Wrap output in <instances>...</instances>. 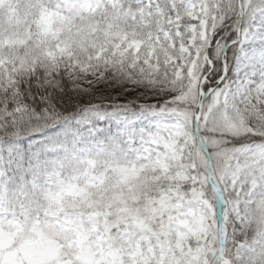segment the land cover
Wrapping results in <instances>:
<instances>
[{
  "label": "snow or ice",
  "instance_id": "snow-or-ice-1",
  "mask_svg": "<svg viewBox=\"0 0 264 264\" xmlns=\"http://www.w3.org/2000/svg\"><path fill=\"white\" fill-rule=\"evenodd\" d=\"M22 2L0 264H264V0Z\"/></svg>",
  "mask_w": 264,
  "mask_h": 264
},
{
  "label": "rangeland",
  "instance_id": "rangeland-1",
  "mask_svg": "<svg viewBox=\"0 0 264 264\" xmlns=\"http://www.w3.org/2000/svg\"><path fill=\"white\" fill-rule=\"evenodd\" d=\"M18 18H21V14L20 13L18 14ZM23 32H24V30H23V27L21 26V24H17L15 29L11 33L5 34L3 36L6 39H16V38L22 36Z\"/></svg>",
  "mask_w": 264,
  "mask_h": 264
},
{
  "label": "trees",
  "instance_id": "trees-1",
  "mask_svg": "<svg viewBox=\"0 0 264 264\" xmlns=\"http://www.w3.org/2000/svg\"><path fill=\"white\" fill-rule=\"evenodd\" d=\"M1 23H2V22L0 21V32L2 31V30H1Z\"/></svg>",
  "mask_w": 264,
  "mask_h": 264
}]
</instances>
